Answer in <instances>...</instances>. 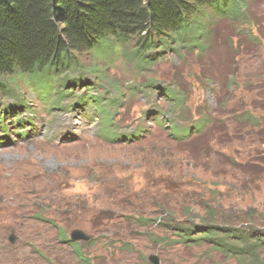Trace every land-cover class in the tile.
<instances>
[{"label":"rangeland","instance_id":"obj_1","mask_svg":"<svg viewBox=\"0 0 264 264\" xmlns=\"http://www.w3.org/2000/svg\"><path fill=\"white\" fill-rule=\"evenodd\" d=\"M248 4L256 22L245 28V42L223 27L225 45L204 57L211 79L195 59L198 53L169 51L150 64L128 53L103 63L104 83L88 71L65 69L48 88L17 80L18 89L0 92V264H16L22 254L29 264H151L149 255L164 264H241L214 242L213 233L199 238V227L211 214L229 220L261 213L264 221V131L250 141L192 128L207 115L224 119L214 113L224 72L240 90L245 81L259 82L253 74L264 77V0ZM253 42L261 46L251 50ZM81 57L84 65L92 63ZM59 82L75 95H55ZM173 90L181 92V104L166 96ZM99 101L110 107L113 140L103 133ZM257 113L264 118V111ZM223 155L227 163L217 158ZM20 166L34 171L22 174ZM14 174L16 180L33 176L37 185L23 199L16 195ZM11 229L15 243L9 241ZM76 230L91 237L75 241L81 258L64 243Z\"/></svg>","mask_w":264,"mask_h":264},{"label":"trees","instance_id":"obj_2","mask_svg":"<svg viewBox=\"0 0 264 264\" xmlns=\"http://www.w3.org/2000/svg\"><path fill=\"white\" fill-rule=\"evenodd\" d=\"M248 1L0 0V92L9 93L10 86L18 89L17 80L37 90L48 88L62 77L65 69L88 71L96 82L104 83L103 63L128 53L141 64H150L151 60L169 51H189L194 56L198 53L199 58L195 56V59L211 74L209 67L212 66L204 57L214 54L213 50L219 45H225L226 36L222 37V28L232 27L239 35V42L243 43V37L247 35L245 28L252 29L254 26L256 21ZM215 39L219 41L214 43ZM246 39L252 40L253 37L249 35ZM126 46L130 47V52L125 49ZM257 46L261 44L253 42L251 50ZM156 52L161 55L153 57ZM82 55L89 56L92 63L84 65ZM237 56L235 51L232 57ZM253 75H257L259 82L245 81L240 90L239 83L233 78L229 80L224 72L222 84L218 83L222 95L217 91L215 101L219 105L214 111L216 115L224 113V119L221 121L207 115L196 121L193 132L197 130L201 135L218 132L226 138L233 134L238 139L249 137L247 140L250 141L261 139L264 130L258 128L261 125L264 128V118L257 112L264 111V77L260 73ZM64 86L59 82L55 95H75L67 87L62 89ZM230 87L234 91L232 95L228 93ZM248 95L255 97L247 99ZM166 96L174 103L183 102L181 92L173 90ZM230 101L231 106L226 109ZM98 109L103 133L106 139L113 140L109 132L110 107L105 108L104 102L99 101ZM204 125L210 127L204 130ZM217 158L224 163L228 161L227 155ZM228 163H232L231 160ZM258 215L260 218L261 213ZM258 217L241 218L238 215L228 220L225 215L216 218L211 214V217L203 218L202 222L206 224L199 227L202 235L199 234V238L207 239L213 233L210 237L215 239L214 242L226 249L223 251L229 256L236 255L241 264H264V230L261 227L255 229V222L264 225V221ZM213 223L215 226L221 223L222 229L214 231L215 226L211 227ZM242 223L250 227L242 228ZM219 231L231 239L221 238ZM233 239L237 240L235 244L231 242Z\"/></svg>","mask_w":264,"mask_h":264},{"label":"bare ground","instance_id":"obj_3","mask_svg":"<svg viewBox=\"0 0 264 264\" xmlns=\"http://www.w3.org/2000/svg\"><path fill=\"white\" fill-rule=\"evenodd\" d=\"M4 159V158H3ZM29 159V158H28ZM2 161V160H1ZM15 162V161H14ZM37 164V163H36ZM5 165V164H4ZM19 166V165H18ZM17 166V167H18ZM40 166V165H39ZM7 167V166H6ZM18 169H20V171L22 172V174H25V173H28V174H32L33 173V171H34V169L32 168V167H26V166H20ZM2 172H3V170H2ZM1 172V173H2ZM4 173V172H3ZM11 173V172H10ZM3 175V174H2ZM1 177V176H0ZM18 176H17V174H14L11 178L13 179H15L16 180V178H17ZM37 177V176H36ZM9 178V177H8ZM32 178H33V176H32ZM31 177L30 178H27L26 177V175H24L23 176V178L21 179V180H16L15 181V184H16V186L15 187H17L16 189H17V191H16V195L18 196V195H20V198H22V197H24L25 198V196H27L26 195V193L27 194H29L28 192H31V191H33V190H35L34 188V186L36 185V183H35V181L32 179ZM35 178V177H34ZM2 179H3V177H2ZM4 181V180H3ZM14 182V181H13ZM37 182H40V181H37ZM40 183H42V181L40 182ZM3 184H4V182H3ZM7 184V183H6ZM10 184V183H9ZM48 184V183H47ZM8 185H6L5 186V188L7 187ZM14 186V185H13ZM10 187H12V186H10ZM34 187V188H33ZM36 187H37V185H36ZM0 188H1V186H0ZM40 188V187H39ZM3 189V188H2ZM2 189H1V192H2ZM11 189V188H10ZM15 189V188H14ZM36 189H38V188H36ZM4 191V190H3ZM5 191H7V190H5ZM4 191V192H5ZM11 191H13L12 189H11ZM10 192V191H9ZM36 193H37V191H35ZM8 193V192H7ZM13 193V192H12ZM12 193H10V194H12ZM35 193V194H36ZM15 194V193H14ZM31 194V193H30ZM15 195V196H16ZM32 195V194H31ZM7 196V195H6ZM12 196H13V194H12ZM5 198V197H4ZM19 198V197H18ZM17 198V199H18ZM19 198V199H20ZM35 198V197H34ZM16 199V198H15ZM16 199V200H17ZM23 199V198H22ZM31 199V198H30ZM14 200V199H13ZM12 200V201H13ZM28 200H29V198H28ZM27 200V201H28ZM20 201V200H19ZM31 201V200H30ZM26 202V201H25ZM25 202H24V204H25ZM7 203V202H6ZM20 203V202H19ZM11 204V203H10ZM8 205V204H7ZM20 205V204H19ZM22 206V205H21ZM12 207V206H11ZM11 207H9V208H11ZM23 207V206H22ZM13 209V208H12ZM32 225V224H31ZM31 225H29V226H31ZM33 227V226H32ZM46 227V226H45ZM44 230V229H43ZM48 232V231H47ZM1 241V240H0ZM1 250V249H0ZM30 254H32V253H30ZM30 256V255H29ZM26 255L25 254H22L20 257H19V259L17 260V262H19L20 264H29L28 263V261L26 260ZM30 257H32V256H30ZM35 257V256H34ZM28 258V257H27ZM33 258V257H32ZM17 259V258H16ZM31 259V258H30ZM4 262H5V264H8V262H6L5 260H3ZM17 262H16V264H17ZM32 262H33V260H32ZM34 263V262H33ZM35 264V263H34Z\"/></svg>","mask_w":264,"mask_h":264},{"label":"water","instance_id":"obj_4","mask_svg":"<svg viewBox=\"0 0 264 264\" xmlns=\"http://www.w3.org/2000/svg\"><path fill=\"white\" fill-rule=\"evenodd\" d=\"M71 239L74 240V241H77V240H81V241H90L91 240V237L87 234H85L83 231L81 230H76V231H73L72 234H71ZM17 240V237L14 233H12L10 236H9V241L11 243H15ZM149 260L153 263V264H160L159 263V259L156 255H150L149 256Z\"/></svg>","mask_w":264,"mask_h":264},{"label":"flooded vegetation","instance_id":"obj_5","mask_svg":"<svg viewBox=\"0 0 264 264\" xmlns=\"http://www.w3.org/2000/svg\"><path fill=\"white\" fill-rule=\"evenodd\" d=\"M12 233H14V234L16 235L17 239H18V236H17V234H16V230H15V229H13V230L11 229V234H12ZM11 234H10V235H11ZM10 235H9V236H10ZM58 236H60V238H61L60 233H58ZM83 242H85V241H83ZM64 243H69L70 246L72 247V250H73L74 254H76L77 257H79V258L82 257V256L80 255V252H79L78 248H77L76 245H75L76 242H75L74 240H72L71 237H70L68 240H65ZM149 256H150V255H149ZM149 256L147 257V258H148V261H149L151 264H153V263L149 260ZM158 259H159V263H160V264H164V263L162 262V259H160L159 257H158Z\"/></svg>","mask_w":264,"mask_h":264}]
</instances>
